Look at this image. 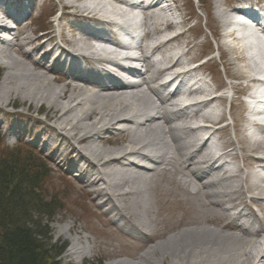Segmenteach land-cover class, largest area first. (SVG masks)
Segmentation results:
<instances>
[{"label": "bare ground", "instance_id": "obj_1", "mask_svg": "<svg viewBox=\"0 0 264 264\" xmlns=\"http://www.w3.org/2000/svg\"><path fill=\"white\" fill-rule=\"evenodd\" d=\"M162 1L163 0H154L155 4L153 8L159 7ZM65 2L66 4L64 3L63 9L67 12L63 15V18L72 17L74 21L93 22L100 25H113L115 23L113 20H111V18H122V13H119L115 9H111V11L107 9L105 0H65ZM80 2L81 4L79 5ZM174 11L175 10L171 8V5H168L167 12L162 14L163 16L160 15L159 12L145 14V22L143 26L148 27L149 25L151 27L149 24L150 17L154 19H163L162 22L157 21L155 23V28H151L150 31H156L159 34H167L181 26L179 22H172L171 20L167 19V16L174 15ZM233 23L234 25L230 27V25ZM0 27L6 31V25L1 24ZM122 27L127 28L125 24H123ZM226 27V35L229 40L234 43L233 46H235V48H232V50L239 51L237 53L238 55L236 57V61L239 60L245 64L247 62L245 57L250 56L249 54H252V56H250L248 59L250 63L243 66L245 71H241L243 74H239V76L242 77V81L238 80L239 83H246L247 87H250L251 85L257 83V80L255 79L256 74L261 73V71L258 70L257 65H264V60H261V62H256V54L258 55L259 53L258 47L261 49V54H264V45L250 32H244L245 30L239 25V21H234L231 23L229 22ZM48 29L50 30V27H48ZM75 29V26L70 28L72 32H74ZM30 31V25L22 27L19 34L14 38L15 44L11 42V44H8L6 50H0V60L5 63V66H7L8 69H10L4 82V84H6V88H11L13 82L21 83L22 86L24 83H27L32 87L27 89L26 87L23 88L18 86L13 88V90L10 89L6 100L2 101H4V104L8 105L11 103L13 98L15 100L18 99L17 97H14V94L10 99L11 92L16 89L17 92L21 94L23 93V95L25 92H28L27 95L30 96L27 97V95H24L22 97L24 99L45 101L46 99L40 98L48 97L51 100L50 104H54L57 108H59V99H61V97H63L65 94L64 89H68L74 93V95H72L68 100L69 104L64 107L63 113L60 114L56 113L57 111L55 112V118L58 119L59 124L53 127V129L49 131V134L54 133L55 130L66 132V134L61 132V136H59L56 140L54 139V142L57 144L55 153L60 151L59 149L63 143H66L67 158L70 159L75 155L78 161L82 160L85 165L87 164V168L83 169L84 172L81 175L84 180L87 179L88 172L92 173L93 171H96L95 179L91 185H89L92 187V190L89 191L88 196H92L96 193L97 195L94 198L96 200L101 196L103 191L106 192L104 197H107L108 199L102 206L105 204L111 205L110 210L111 212L114 211L112 214L119 212L121 218L127 220L131 226L137 229L142 227L140 230L144 232V230H148L149 227L147 221L140 219L134 223L132 220H130V218H128V215L126 214V212L129 213L132 218L138 217L140 215L138 209L136 208V205L138 204L135 200L140 196L142 191L134 187L136 185L135 183L138 182V180H142L148 185L153 186L159 175L162 176L164 174H169L171 177L176 175L177 171L180 169L179 167H182L183 161H186L185 163L191 164L190 167H192L193 170L189 171L188 169L190 167H182L181 174L184 178L181 181L182 189L190 191L191 189L189 188L192 187L193 179H196L199 182L205 181L209 176L211 177L212 175L214 176L216 174V179L207 181L202 186L196 187L193 192L190 191V197L193 199L195 197L201 196L203 198L200 201H204L205 199L207 200L209 197L212 199L214 198L215 200L217 198H221V200H217L209 204L208 202H204L206 205L205 208L199 209L202 216V221L199 222V228L185 230L182 234L171 237L167 241L168 246L164 247L162 261H164V256H168L170 258L173 255H179L180 257L183 255V264H188V262L190 264H195L196 262L197 264H212L211 257L206 256V253L211 254L213 252V256H215L216 252V259L214 258L215 264H220L222 262L224 263L225 260L228 264H264V230L263 228L257 229L253 226V223L255 222H260L261 224L264 223V177L260 176L258 172L254 170L255 165L264 164V157H246V160H243V164H245V166H250L246 172L243 170V168L236 166V163L239 160V152L252 153L260 152L258 150H264V127L259 129L258 126L259 130L256 129V132L259 133V136L255 135L254 132L247 133L246 130V134L244 135L245 137L242 139L240 132L241 141L235 139L232 143L224 140L222 137V133L227 132L228 127L211 133L208 139L204 137L200 138V136H202L207 131L206 128L182 127L180 128L181 137L184 139L189 138L190 141H188L187 144L193 143V145L190 146L196 147L191 153L182 154V149L178 144V140L176 139L175 134L172 132L174 129L166 130V127L164 126L163 129L159 128V124L161 126V122L165 119L166 115L162 106H155L157 117H145L143 119L139 118L142 115H145V111L149 110L151 105L148 104L149 102L146 98H144L145 95L141 94L140 90L134 89H140L145 86L147 91L156 94L157 100L161 104L166 101H173L174 104L180 102V96L184 95L180 90H175L174 93L164 97L159 95L158 88L152 86L151 84L159 78L160 73L167 72L178 67L184 69L185 65L182 63V59L183 57L186 58L187 54L189 55L193 51L194 46L187 47L189 50L187 53H180L177 54V56H165L163 62H160L159 68L151 72L150 77L143 79V84L136 86L131 92H119L121 91L119 88H104L101 83H97L96 86L88 80H84V84H82L80 87L78 85L65 82L61 78L50 79L47 76V79L43 81V84H40V82H34V76L32 73L27 72L24 67V72L18 74L17 71L19 69L16 70L14 66L16 64L23 66L24 64L12 56V53L10 52L13 49H16L18 52L23 54L25 59L30 61L31 64L38 70H40L45 62H47L52 56H55L56 59L63 57L79 58L84 56L90 57L93 60H97L98 58H102L100 55H113L112 53L108 54L105 51L95 53L92 50V47L87 43V41L90 40V37L85 33H79V38L73 36L75 41L65 39L62 33H60L61 41L66 45V47H60L57 43V35L56 33L54 34V31L50 30L44 33V35H36V37H31L29 35ZM34 32L35 31H32L31 33L34 34ZM183 37L184 33L176 35L174 39L169 40L166 44H160L159 46L155 47L152 53L155 52V55L162 56L163 48H167L169 45L175 42L179 43L178 41ZM220 37L221 36H219V38ZM47 44L51 48L48 47V49H46ZM242 45L247 48V55L244 53L246 48L244 49ZM27 47H30V50L25 52L24 49H27ZM40 50L44 52L41 56V59L36 63L32 60V54H36ZM139 51L141 53L142 59L147 60L148 55L144 54V48H139ZM56 53L58 55H55ZM4 60L7 61L5 62ZM255 62L257 64H255ZM20 65L17 67H20ZM227 66L230 67L231 64L227 63ZM251 66L254 68L252 71H250ZM119 68L124 70V68L121 66ZM201 68L202 67L185 69L182 73L178 74L177 80L180 81V83H183L185 78L191 77L194 74L205 76L204 73L201 72ZM14 70H16V72H14ZM55 71V68L51 69V72ZM140 76H142V74ZM47 80L56 83L65 82L66 84L64 89L60 90V93L55 92L54 95L50 97L47 96L46 91L43 90V86L47 85L48 83ZM241 84H237L238 86L231 85L232 90L242 94L244 87ZM83 86L85 89L82 88ZM165 86L166 85H161V87ZM204 87H199L196 92L189 90L187 95L196 96L197 98H204V96H208L206 92H209L204 89ZM223 100V97H214L208 100L204 99L201 102H197L189 108L180 110L178 112L181 114V116L186 117L184 120H192L199 117L207 121H215L216 119L219 120L223 118L224 114H217V107L222 105ZM240 105H242V102H240ZM204 110H207V112H204ZM76 111L81 113V115H74L77 123L71 125L67 124L66 120L63 118H65V116L69 113L74 114ZM46 114V116L49 115L48 113ZM91 119H94V121L87 123L88 120ZM60 120H62V122H60ZM243 123H247V126L254 127V125L244 117L242 124ZM121 124L128 125V127L122 130L120 135L117 137L119 138L121 136V139L115 138L119 141H122L121 147L105 150L103 147L96 144V142L102 139L100 132L103 131L105 127L108 126V129L114 125ZM77 125H79V130H76L78 127ZM235 128L238 131L240 130L237 124L235 125ZM215 139L218 140L219 145L217 149L221 153V155L217 158H215V153L213 155V152L211 151V143H213ZM167 140H171L170 146L169 141ZM108 141L110 140H104L103 143ZM111 141L116 140L112 139ZM83 144L88 146L81 148V145ZM168 146L169 149L165 156H163L158 162H155V167L152 170H145L134 164H138L137 162L133 163L129 161V158L133 157L137 159L140 158L143 160H150L149 155L145 154L143 151L148 153H154L161 149L165 151L166 147ZM262 154H264V152ZM150 155L153 156L152 154ZM198 155L201 157V160H197ZM177 157L181 158L180 162L173 164V161L175 162ZM216 163L220 164L218 168L213 167V165ZM132 168L137 170L133 172ZM199 170L202 171L200 175L196 173V171ZM141 172L147 173L149 176L144 178ZM221 174H223V176H220ZM117 177L120 178V182H116ZM99 185H103L104 187L99 189ZM224 188L229 190L224 191ZM209 189H214V191L210 193L207 191ZM250 191H257L256 196L259 197L257 200L261 202L260 206L262 215L256 213L247 215L249 223L243 222L239 227V230L243 235L226 234L228 229H233L229 223H226V219L229 217L238 221L241 220V218L236 214L231 216L230 212L237 208L244 207V209H246L249 207L248 205L243 204V196ZM148 192L147 195L149 196L150 194ZM125 197H129L134 200L127 207L123 204ZM241 198L242 200H240ZM182 200L183 199H180V201ZM253 202L255 203L256 199H253ZM222 204L229 206L228 208H224L222 207ZM176 208H179V204L174 205V209ZM149 210L150 206L148 205L145 207L143 212L147 213ZM119 213H117V216ZM117 216L115 214L114 217L116 218ZM221 217H223V222L226 225L222 224ZM171 219L173 218L171 217ZM134 224H137V226ZM207 225L216 229H207L204 227ZM194 235H197V237H205L206 242H195ZM156 236L157 234H155L153 237L155 238ZM181 238L185 243H183V245L179 242L176 243ZM230 242L234 244V248L228 245ZM185 245L186 249L188 250H185ZM82 247V245L73 244L71 249L75 252V254H77V252L80 251ZM225 248L226 250L223 251ZM155 249L156 247L153 246L150 250H148V252H146V254L141 255V260L139 262L125 259L116 260L106 264H157L155 260L148 259V256L154 254ZM192 253L196 255V259L190 258ZM220 256L221 258L224 257V259L220 260ZM178 262H181V260Z\"/></svg>", "mask_w": 264, "mask_h": 264}, {"label": "rangeland", "instance_id": "obj_2", "mask_svg": "<svg viewBox=\"0 0 264 264\" xmlns=\"http://www.w3.org/2000/svg\"><path fill=\"white\" fill-rule=\"evenodd\" d=\"M34 1L36 0H26L28 4L33 3ZM244 1L248 0H170L168 2V4L171 5V8L175 10V21H186L183 25H181V28L179 27L173 30L175 34L179 33L180 31H184L185 33L184 37L178 41L179 43L175 42L171 45L170 51H177L179 49L178 52L185 53L187 47L194 46L193 51L189 55L187 54L186 58L183 57L182 59V63L185 65L184 68H188L190 64L203 63L204 61L211 59L209 63L201 68V72H203L205 75V82L209 88V92L217 91L216 94H222L224 97L222 105L217 107V110L220 109L224 116L215 124H231L227 132L222 133L223 139L231 143L235 139L241 141V137L244 139L246 130L250 131L251 129V126L246 125L247 123L242 124L243 117L246 118L248 111L247 104L243 101L250 87H247L246 83H239L238 80L242 81V77L239 76V74L241 75L243 74L241 71H245L243 66L250 63L248 59L250 56H252V54H249L250 56L245 57L247 59L245 64L239 60L236 61V57L238 55L237 53L239 51L232 50V48H235V46H233L234 43L229 40L226 35V25H228L230 18L229 16L231 15L227 12V10L230 7L233 9L234 7L238 6V3ZM258 1L261 2L263 0ZM64 3L66 4L65 0L64 2L63 0H37V5L39 6L42 4L43 8L41 9L40 16L36 20H32V25L28 23L31 30L29 35L31 37H36V35L32 34L31 32L35 31L36 29L38 30L39 28L40 31H54V34L56 33L58 37L57 43L59 46L61 45V38H59L60 33H62L65 39L75 41L73 36L76 35L72 34L70 28L74 26L77 27V25L72 17L63 18V15L67 12L63 9ZM80 4L81 2L79 5ZM152 12H159L160 15H162L163 13L167 12V8L161 9L157 7L156 9H152V11L149 13ZM51 15L54 16L50 18ZM162 20L163 19H154L150 17L149 24L151 27L148 25L146 28L149 30H151V28L154 29L156 26L155 23L157 21L162 22ZM232 25H230V27H232ZM190 26L193 27L189 31H186L190 28ZM48 27H50V30ZM151 32L153 33V36H150L149 39L152 41L157 40V38H159L162 34H159L156 31ZM219 36L221 37L219 38ZM242 46L244 49L246 48L244 45ZM48 47L50 46L47 44L46 49H48ZM3 50H6V47ZM28 50H30V47L24 49L25 52ZM221 50L223 51V54ZM258 50L259 53L258 55L256 54V62H261V60H264V54H261L260 47H258ZM43 52L44 51L40 50L36 54H32V60L37 63L38 60L41 59ZM10 53H12V56L23 62L25 65L22 66L19 64L20 67H17L19 65L16 64L14 66L16 70L19 69L17 71L18 74L24 72V67L27 72L32 73L35 79L34 82H40V84H43V81L47 79V76L50 79H62L61 75L51 72V67L54 64L52 60L49 59L48 63L45 62L43 67L38 70L31 64L30 61L25 59L23 54L18 52L16 49H13ZM244 53L247 55V48L245 49ZM256 62L255 64H257ZM227 63H230L231 66H227ZM257 66L258 70L261 71V73H264V65L261 64V66ZM253 69L254 68L251 66L250 71ZM16 70H14V72H16ZM9 71L10 69H8L7 66H5V63L0 60V145L4 149L11 150L18 148L24 150L32 149V155L34 156L32 159H34L38 165L44 164L47 168L48 177L42 184L41 193L47 201L55 200L60 208V210L57 212V215L49 222V227L52 230L53 244L67 243V250L61 259L62 264H106L116 260L125 259L139 262L141 260V255L146 254V252H148V250H150L153 246H155L156 249L153 255L148 256V259L155 260L157 264H183V255L181 257L179 255H173L170 258L168 256H164V261H162L164 247L168 246L167 241L171 237L182 234L185 230L199 228V222L202 221V216L199 209L205 208L206 205L204 202H208L209 204L211 202L221 200V198H217L215 200L214 198L212 199L209 197L207 200L205 199L204 201H200L203 198L201 196L195 197L193 199L190 197V191L193 192L196 187L202 186L207 181H212L211 178L215 177V175H212L211 177L209 176L206 178L207 180L200 182L196 179H193L192 187L189 188L191 190L186 191L181 187V181L184 179L181 171L182 167L187 168L189 164L185 163L186 161H183L182 167H179L180 169L177 171L176 175L172 177L169 176V174H164L162 176L159 175L153 186H150L147 183H144V185L142 184L141 186L139 181L136 182L135 184L137 186L135 185V188L142 191L140 196L135 200L138 204L136 205V208L138 209L140 215L138 217L132 218L129 213L126 212V214L128 215V218H130V220H132L134 223L140 219L147 221L149 227L145 233H149L151 235L136 236L137 238L139 237L138 239L129 236L127 234V226H131L129 222L121 218L119 212H117L119 214L115 218V214H112L114 211L111 212L110 210L111 205L105 204L102 206L108 199L107 197H104L106 192L103 191L101 196L96 200L94 199L97 195L96 193L92 196H88V193L90 190H92V187L86 186L85 183L81 182L84 181L88 183L87 179H81L78 177V173L75 174V172H73L74 169L72 168H75L76 163L80 162L77 160L75 155L70 159L67 158V144L63 143L59 149L60 151L55 153L57 144L54 142V139L61 136V132L63 134H66V132L55 130L54 133L49 134V131L59 124L58 119L55 118L56 113H63L64 107L69 104L68 100L72 95H74V93L68 89H64L66 84L65 82L56 83L47 80V85L43 86V90L46 91L47 96L51 97L55 92L60 93V90L64 89L65 94L63 97H61V99H59V108H57L54 104H50L51 100L48 97L40 98L46 99L45 101L24 99L22 97L27 95L28 92H25L23 95V93L21 94L17 92L16 89L12 91L13 88L21 86L28 89L32 86H29L27 83H24L22 86L21 83L13 82L11 88H6V84H4V82ZM70 83L81 87L80 83L78 82ZM237 84H241L244 87V90L240 96L236 95L237 98H234L235 95L232 91H230V87L231 85ZM82 88L85 89L84 86ZM10 89H12L10 99L13 94L14 97H17L18 99L15 100L13 98L11 103L7 105L4 104V101L6 100ZM28 96L30 95H27V97ZM226 97L228 99H226ZM235 101L236 105L231 106V103H234ZM240 102H242V105H240ZM46 113L49 115L46 116ZM74 115H81V113L79 111H76L74 114L69 113L63 119L66 120L67 124L69 125L75 124L77 123V120H75ZM177 117H180V115H177ZM92 121H94V119L88 120L87 123H91ZM175 121L176 119L170 123L176 124L174 123ZM60 122H62V120H60ZM236 124L240 129L239 131L235 128ZM79 125H77L78 127L76 130H79ZM255 128L259 130L261 127L258 129V126H255ZM115 129L112 130L114 136H112L113 134H107L104 132L100 134V136L113 138L118 135ZM172 132L175 134L178 144L182 149L181 153H190L192 149L190 144H187V142L190 141L188 140L189 138H182L181 132L178 130H173ZM117 139H121V136ZM117 139H114L116 141L110 140L106 143H103L104 140L101 139L100 141L96 142V144L103 147L105 150H110L122 146V141ZM18 140L21 141L16 143ZM46 142H48V147H46L48 149L45 151L42 149V147ZM87 146L88 145L83 144L81 145V148H85ZM258 151L261 153L239 152V160L237 161L236 166L243 168L244 171L249 169L250 166H245V164H243V160H246V157L249 156L258 158L264 157V154H262L264 150ZM180 159L181 158L177 157L176 161H173V164L179 163ZM197 160H201L199 155ZM42 169L44 170V167H42ZM188 170L191 171L193 169L190 167ZM94 172L96 173V171ZM197 174L200 175L201 173ZM220 176H223V174ZM103 187V185L98 186L99 189H102ZM227 190L229 189L224 188V191ZM207 191L211 193L214 191V189H209ZM147 192L150 194L149 196L147 195ZM256 195L257 191H250L246 193L243 196V204H252V206L254 205L253 207L256 209L261 210V202L257 200L259 197ZM180 199L183 200L180 201ZM253 199H256L255 203L253 202ZM240 200H242V198ZM133 201V199L125 197L123 204L127 207ZM175 204H179V208L174 209ZM148 205L150 206V210L147 213L143 212L145 207ZM228 206L229 205L222 204V207L224 208H228ZM171 217L173 219H171ZM221 219L222 224L226 225L223 222V217H221ZM230 222L231 218L228 217L226 219V223ZM123 224H125L126 227H123L125 226ZM134 225L137 226V224ZM253 226L259 227L261 226V223L255 222L253 223ZM204 227L211 230L216 229L209 225ZM259 228H263L264 230V227ZM140 229H142V227H140ZM234 229V227L233 229H228L226 234L243 235L239 229ZM155 234H157V236L154 238L153 236ZM194 236L195 242H206L205 237H197V235ZM252 238L255 239L254 237ZM178 242L182 245L184 243L182 238L176 243ZM73 244L82 245L84 249L82 247V249L78 251L77 254H75V252L71 249ZM228 245L233 248L235 247L232 242L228 243ZM185 250H188L186 249V245ZM225 250L226 248L223 251ZM213 255V252L211 254L206 253V256L211 257L212 264H215L214 258L216 256V252L215 256ZM190 258L196 259V255L192 253ZM223 259L224 257L221 258L220 256V260ZM179 260H181V262H178ZM188 264L190 263L188 262ZM195 264H197V262ZM220 264L228 263L225 260L224 263L222 262Z\"/></svg>", "mask_w": 264, "mask_h": 264}, {"label": "trees", "instance_id": "obj_3", "mask_svg": "<svg viewBox=\"0 0 264 264\" xmlns=\"http://www.w3.org/2000/svg\"><path fill=\"white\" fill-rule=\"evenodd\" d=\"M33 157L0 145V264H62L67 249L52 242L49 222L60 208L43 197L48 170Z\"/></svg>", "mask_w": 264, "mask_h": 264}]
</instances>
